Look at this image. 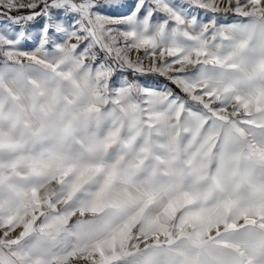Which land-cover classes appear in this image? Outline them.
Masks as SVG:
<instances>
[{"label": "snow or ice", "instance_id": "1", "mask_svg": "<svg viewBox=\"0 0 264 264\" xmlns=\"http://www.w3.org/2000/svg\"><path fill=\"white\" fill-rule=\"evenodd\" d=\"M0 264H264V0H0Z\"/></svg>", "mask_w": 264, "mask_h": 264}]
</instances>
